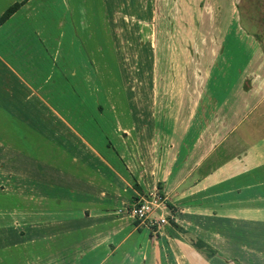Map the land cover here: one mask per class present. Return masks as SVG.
Wrapping results in <instances>:
<instances>
[{
    "label": "rangeland",
    "instance_id": "1",
    "mask_svg": "<svg viewBox=\"0 0 264 264\" xmlns=\"http://www.w3.org/2000/svg\"><path fill=\"white\" fill-rule=\"evenodd\" d=\"M15 2L0 26V194L36 200L49 186L52 197L77 198L75 179L145 177L144 165L187 127L190 143L207 141L203 129L219 120L202 116L203 55L221 21L212 23L204 0H3L0 13ZM130 207L116 214L132 220ZM1 214L10 227L12 215ZM35 215L19 216L21 238H43L42 227H26L43 224ZM100 252L114 264L146 263L140 246Z\"/></svg>",
    "mask_w": 264,
    "mask_h": 264
},
{
    "label": "crops",
    "instance_id": "2",
    "mask_svg": "<svg viewBox=\"0 0 264 264\" xmlns=\"http://www.w3.org/2000/svg\"><path fill=\"white\" fill-rule=\"evenodd\" d=\"M204 1L212 23L221 24L205 47L200 97L202 116L219 121L212 127L209 122L203 134L219 142L190 143L195 132L187 127L171 152L157 150L151 168L144 165L145 177L98 179L90 186L75 179L77 198L71 199L52 197L49 186L36 200L0 194L1 215L13 219L10 227H0V264H114L100 256L101 248L116 254L126 245L140 246L145 264H264V0L245 2V25L239 21L243 0ZM181 110L177 105L173 113ZM153 191L167 200V224L156 232L116 214L122 203L132 205ZM25 214L42 217L41 226H26L29 233L42 227V239L20 237L18 219ZM200 241L215 255L196 250ZM124 252L132 258L131 249Z\"/></svg>",
    "mask_w": 264,
    "mask_h": 264
},
{
    "label": "built area",
    "instance_id": "3",
    "mask_svg": "<svg viewBox=\"0 0 264 264\" xmlns=\"http://www.w3.org/2000/svg\"><path fill=\"white\" fill-rule=\"evenodd\" d=\"M165 200L157 191L150 192L134 201L129 209V216L151 229L161 228L167 224V215L162 214V210L166 209Z\"/></svg>",
    "mask_w": 264,
    "mask_h": 264
},
{
    "label": "trees",
    "instance_id": "4",
    "mask_svg": "<svg viewBox=\"0 0 264 264\" xmlns=\"http://www.w3.org/2000/svg\"><path fill=\"white\" fill-rule=\"evenodd\" d=\"M20 6L21 3H13L9 7H7L6 10L0 16V25L5 23L9 19V17L19 9ZM193 246L198 251H205L206 257H212L213 255H215V251L201 241L195 242Z\"/></svg>",
    "mask_w": 264,
    "mask_h": 264
}]
</instances>
